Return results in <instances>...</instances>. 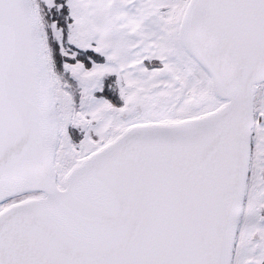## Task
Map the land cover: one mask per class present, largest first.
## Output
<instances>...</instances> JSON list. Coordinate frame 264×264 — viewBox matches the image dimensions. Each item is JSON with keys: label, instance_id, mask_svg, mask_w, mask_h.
<instances>
[{"label": "snow or ice", "instance_id": "snow-or-ice-1", "mask_svg": "<svg viewBox=\"0 0 264 264\" xmlns=\"http://www.w3.org/2000/svg\"><path fill=\"white\" fill-rule=\"evenodd\" d=\"M0 264H264V0H0Z\"/></svg>", "mask_w": 264, "mask_h": 264}]
</instances>
